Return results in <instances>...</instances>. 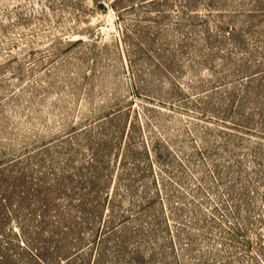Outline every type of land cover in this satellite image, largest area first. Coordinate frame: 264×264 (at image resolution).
Returning <instances> with one entry per match:
<instances>
[{
    "label": "rangeland",
    "instance_id": "obj_1",
    "mask_svg": "<svg viewBox=\"0 0 264 264\" xmlns=\"http://www.w3.org/2000/svg\"><path fill=\"white\" fill-rule=\"evenodd\" d=\"M0 264H264V0H0Z\"/></svg>",
    "mask_w": 264,
    "mask_h": 264
},
{
    "label": "trees",
    "instance_id": "obj_2",
    "mask_svg": "<svg viewBox=\"0 0 264 264\" xmlns=\"http://www.w3.org/2000/svg\"><path fill=\"white\" fill-rule=\"evenodd\" d=\"M113 0H110V2H112Z\"/></svg>",
    "mask_w": 264,
    "mask_h": 264
}]
</instances>
